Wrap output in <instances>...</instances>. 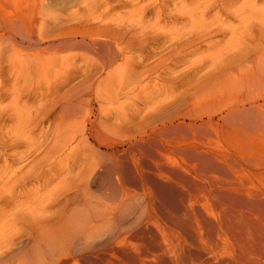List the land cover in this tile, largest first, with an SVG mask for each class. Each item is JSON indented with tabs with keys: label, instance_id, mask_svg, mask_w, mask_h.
Returning a JSON list of instances; mask_svg holds the SVG:
<instances>
[{
	"label": "rangeland",
	"instance_id": "obj_1",
	"mask_svg": "<svg viewBox=\"0 0 264 264\" xmlns=\"http://www.w3.org/2000/svg\"><path fill=\"white\" fill-rule=\"evenodd\" d=\"M52 1L0 0V37L4 39V44L8 43V52L3 57L9 58L11 40L15 41L20 51L26 48L22 51L24 53L37 51L42 49L40 46L46 47L52 43L61 44L59 47L64 48L65 52L70 50L68 52L70 55L71 53L77 55L75 66H78L79 73L71 78V81H67V84L58 92L53 91L52 96L68 92L79 83V105L75 103L77 107L72 106L73 112L63 115H61L60 103L55 107L52 106L53 108L46 106L48 111H51L46 110L43 118L45 120H41L42 128H45L42 131L59 129V126L67 121L69 127L76 129L79 127L87 139L80 141L79 151L76 152L81 156L79 168L81 170L85 168L82 170L84 173H81L79 177L90 199L94 202H108L111 201L110 198L118 200L125 196L129 197L127 199L129 208L121 212L119 222H114L111 228L115 231L116 228H125L131 235L127 246L123 247L128 249L126 256H123L124 253L119 255L121 260H127L126 264L134 263L131 256L139 252L140 256L146 259L142 260L144 264H151L153 261L152 264H264V86L256 87V83L253 82L246 88L242 86L248 78L254 76L258 67H262V65L258 66V63L264 54L252 59L245 73L239 76L233 74L224 81L221 85L222 89L216 94L205 93L199 87L191 90L192 85H184L188 82V76L189 79L193 77L191 72L176 73L179 78H174L172 75L174 73H171L170 75L174 78L172 80L171 76L164 73V65L159 67L163 72L148 73L143 79V88H134L131 91L125 88L124 91L119 88L117 82L105 80L103 85L99 86V90L83 91L81 82L84 81V68L89 65L88 60L100 57L102 59L107 50L101 44L102 40L115 38L118 34L113 28L110 29L111 27L107 26L105 21L93 20L83 15L87 12L84 11L87 1L84 0L86 3L83 0H54L53 3ZM45 2L50 4H48L49 7L54 6L51 11L57 14L53 19L56 24L55 28L50 26L45 30L42 35L44 38L40 39L36 24L41 21V6L42 9H47ZM240 3H236L239 4L237 8L243 6ZM257 3L253 8L247 7L246 11L250 9L255 11L256 6H260V10L256 9L260 13L264 0H258ZM113 4H116L114 8L116 14L129 12L130 6L121 2ZM37 11L40 15L36 14ZM254 11L252 13L249 11V14L258 13ZM152 14L153 10L150 6L147 9V16ZM34 20L38 21L34 22ZM172 20L168 17V23ZM237 23L240 24L237 20L235 26ZM21 28L22 31H20ZM17 32L20 36H26L29 32L28 37L31 40L25 36L19 37ZM123 37L125 41H130L129 35L127 38L126 35ZM96 38L99 39L96 44V48H99L98 52H94L90 44V39ZM63 43L66 45L63 46ZM151 46L157 45L150 43L148 47L151 48ZM143 51L142 55L147 52L146 49ZM155 58L145 59L144 64L153 63ZM6 59L2 63L5 70L10 65V63L7 65L9 60ZM144 64L138 68L136 66L134 71H143ZM64 69L67 73L72 70L68 67ZM218 72L221 71L218 70ZM4 73L8 74L6 71ZM86 73L94 76L95 79L104 75L99 67L87 70ZM219 75L220 73H217V77ZM5 78H8L7 75L2 77L3 82H0L2 106L12 99V95L8 96L4 91L10 90L9 87L14 79L8 81ZM130 82L134 83V81ZM155 82H158L156 86ZM52 85L48 86L51 91L54 90ZM185 89L190 91V94ZM181 92L188 96L185 102L182 99L186 95L182 96ZM128 95L131 98H127ZM34 101L33 95L22 92L19 104L28 103L31 107ZM11 118V112L7 114L6 111L0 114V129L9 128L12 125ZM5 143L2 145L5 152L0 151L5 157L16 150L20 149L18 152L26 150L23 145L15 146L17 148L15 149L12 145L10 146V142L8 145L7 140ZM83 153H90V155L84 156ZM92 156L98 157L97 159H108V161L110 158L116 162L117 166H121L124 179L119 192L114 190L117 186L110 180L112 172L106 165L89 170V164H93L89 163ZM2 166L0 164V168H3ZM33 183L35 185L36 180H33L32 186H34ZM17 190H21V187ZM116 191L117 194H115ZM123 191L127 192V195L123 194ZM138 203L142 204L138 206L139 208L136 207ZM140 206H142L141 210L145 207L143 211L140 210ZM55 210L57 206H52L46 219L57 218ZM50 214H52L51 217ZM152 217L153 220L150 219ZM146 218L147 220H144ZM154 221L156 223L152 224ZM153 225L160 226L161 229ZM138 228L140 233L137 231ZM134 230H136L135 234ZM145 234L148 235L145 237ZM161 234H164L163 238ZM139 235L142 237L140 238ZM134 236H137V239ZM147 236H151L150 239ZM135 239L141 245L136 244ZM158 242L165 247L169 245L167 248L170 249L168 248L167 251L161 244L158 248ZM21 245L23 246L22 241L18 246L22 247ZM161 247L164 248V253ZM133 248L134 251L131 250ZM169 251L171 256L167 255ZM81 263L84 264L83 261Z\"/></svg>",
	"mask_w": 264,
	"mask_h": 264
},
{
	"label": "bare ground",
	"instance_id": "obj_2",
	"mask_svg": "<svg viewBox=\"0 0 264 264\" xmlns=\"http://www.w3.org/2000/svg\"><path fill=\"white\" fill-rule=\"evenodd\" d=\"M85 1L87 4L84 6V11L87 12L83 14L81 9V13L87 18L105 21L106 25L111 27L110 29L116 30L118 35L108 40L100 39L103 41L101 44L107 48L102 59H100L101 57L99 59H87L89 65L84 68V81L81 82L83 91L99 90V86L103 85L105 80L117 82L121 90L129 88L131 91L134 88H143V79L148 73L151 71L157 74L163 72L159 67L164 65V73H167L168 76L174 73L172 74L174 78L179 76L176 74L178 72H180L179 74L193 73V77L189 79L188 76V82L184 84L192 85L193 89H189L194 90L199 87L205 93L216 94L222 89L221 85L224 81H227L233 74L239 76L245 73L248 63H251L252 59L258 55L264 54V4L261 6L260 13L256 10H260V6H256L255 11L258 13L249 14V11L251 13L254 11L250 8L255 7L258 0H147L149 3L146 0ZM115 2L130 6L129 12L126 14L117 12L119 15L116 14L114 12L116 4H113ZM238 2H241L243 6L237 8L239 4L236 3ZM48 4V2L45 4L48 10L42 9L41 6V21L34 20V22L38 21L36 26H38L40 39L44 38L42 35L45 30L50 26L54 27L56 24V21L53 20L56 13L51 11L54 6L49 7ZM150 6H152L153 14L148 17L147 9ZM247 7H250L249 11H246ZM37 9L39 10V8ZM100 10L102 11L99 12ZM36 14H39L38 11ZM79 16L82 15L79 14ZM58 17L56 18L58 19ZM168 17L173 19L171 23H168ZM165 18L166 21H164ZM237 20L240 24L237 23L238 25L235 26ZM22 28L24 29V27ZM20 31L18 32L20 33ZM19 33V37L25 36L24 32L22 34L24 36H20ZM123 35H126V38L129 35L130 41L127 39L128 42L125 41ZM28 36H30L29 32L26 33L25 37L31 40ZM97 38L90 39L94 52H98L99 49L96 48L99 40ZM10 42L11 53L9 52V58H7L9 60L7 65L9 63L10 65L5 70L2 63L6 59L3 55L8 52V43L4 44V39L0 37V82H3L1 78H4L5 75H7L8 78L5 79L8 81L14 79L12 84L9 82L11 84L10 90L4 91L7 92L8 96L12 95V99L7 102L9 104L6 103L5 105L4 103L2 106L0 103V114L7 111V114L11 112L12 117V125L9 128L0 129L2 130L0 132V151H4L6 140L8 145L10 142V146L19 147L23 145L26 150L24 152H18L20 149L16 150L17 152L14 151L8 157L0 153V164L3 165V168H0V264H66L67 262L82 264L81 261L84 264H126L125 261L127 260H121L119 255L124 253L123 256H126L128 249L123 247L127 246L131 235L125 228H116V231L111 228H113L114 222H119L121 212L129 208L127 200L129 197L125 196L118 200L110 198L111 201L108 202L92 201L84 190L85 187L82 186L84 183H80L82 179L79 177L82 170L85 169L84 167L82 170L79 168L81 156L77 154L80 141L87 140L84 132L79 130V127L77 129L69 127L68 121L61 124L59 129L53 127L54 130L52 131H42L45 128H42L41 120L49 107H55L60 103L62 105V111L60 109L62 114H60L63 115L65 113L71 114L73 112L71 111L72 106L78 104L79 83L77 86L71 87L72 89L68 92L65 91L60 95L52 96L53 91L54 93L58 92L62 86L67 84V81H71V78L76 77V74L79 73L78 66H75V61L78 59L77 55L74 53L70 55L68 54L70 50L65 52L64 48L59 47L61 44L52 43L46 47L40 46L42 49L37 51L24 53L22 51L26 48L20 51L15 41L11 40ZM150 43H155L157 46L149 48ZM33 49L35 48L33 47ZM145 49L147 52L142 55ZM148 58H155V60L151 64H144V60ZM143 64V71H134L136 66L138 68ZM180 65L181 67H179ZM260 65L262 67L257 68L254 76L242 84L243 87L246 88L252 82L256 83V87L264 86V55L262 60L259 59L258 66ZM97 66L104 75L95 79L94 76L88 74L90 72L86 73V71L98 68ZM67 67L72 68L71 72L65 71L64 68ZM180 68L182 69L180 70ZM4 71L8 74H5ZM217 73H220L218 77ZM130 81H134V83ZM157 83L155 82L154 85L156 86ZM50 84H53L54 87H51L54 89L52 91L48 87ZM1 85L3 86V84ZM42 85L45 86L42 87ZM159 87L161 89V85ZM185 91L188 90L185 89ZM22 92H27L35 98L31 107L28 103L19 104ZM134 93L137 95L136 90ZM188 93L190 94V91ZM181 94H183L182 96L186 95L183 92ZM127 98H131V96L128 95ZM187 98L186 95L182 99L183 102ZM15 149L17 148L15 147ZM82 155L89 156L90 153H83ZM97 158L89 159V163H93H91L92 165L89 164V170L106 165L113 174H111L112 179L110 180L117 186L114 190L119 192L122 189L124 179L121 166H117L116 162L110 158L109 161L108 159ZM33 180H36V184L33 183L34 186L31 184ZM18 187H21V190H17ZM117 191L115 194L118 193ZM122 193L127 195L125 191ZM139 205L142 204L138 203L136 207ZM52 206H57V210H55L57 218L51 219L52 214H50V219H46ZM150 219L153 220V217ZM138 220L141 221V219ZM155 221L152 224H155ZM144 223L143 225H145ZM119 225L121 226V224ZM119 225L118 227H120ZM157 225H159L158 222ZM157 225L153 226L157 227ZM157 228L161 229L160 226ZM136 230H134V234ZM146 235L148 234H145V237ZM163 235L161 234L162 238ZM139 237L142 236L139 235ZM21 241L22 247L18 246ZM135 243L138 244L139 241ZM139 244L141 245V243ZM155 244L157 245V243ZM159 244L162 245V243L158 242V248ZM167 246H164L166 250L169 248ZM134 248L131 250L134 251ZM137 249L140 248L137 247ZM163 249L164 253L165 250ZM169 252L167 255L171 256V252L168 254ZM154 254L156 253L154 252ZM136 255L131 256L134 263L128 264H141V261L145 259L144 256H140L139 252ZM159 259L158 262L161 261ZM142 264H144L143 261Z\"/></svg>",
	"mask_w": 264,
	"mask_h": 264
}]
</instances>
